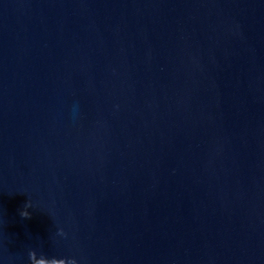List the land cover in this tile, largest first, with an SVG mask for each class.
<instances>
[{"label":"water","instance_id":"1","mask_svg":"<svg viewBox=\"0 0 264 264\" xmlns=\"http://www.w3.org/2000/svg\"><path fill=\"white\" fill-rule=\"evenodd\" d=\"M0 264H264V0H0Z\"/></svg>","mask_w":264,"mask_h":264},{"label":"clouds","instance_id":"2","mask_svg":"<svg viewBox=\"0 0 264 264\" xmlns=\"http://www.w3.org/2000/svg\"><path fill=\"white\" fill-rule=\"evenodd\" d=\"M75 111H76V105L74 104L72 107V111H71V115H75Z\"/></svg>","mask_w":264,"mask_h":264}]
</instances>
